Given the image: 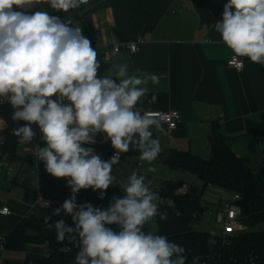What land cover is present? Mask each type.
I'll return each mask as SVG.
<instances>
[{
	"label": "clouds",
	"instance_id": "clouds-1",
	"mask_svg": "<svg viewBox=\"0 0 264 264\" xmlns=\"http://www.w3.org/2000/svg\"><path fill=\"white\" fill-rule=\"evenodd\" d=\"M44 2L67 13L88 0ZM40 3L0 0V103L15 110L13 121L26 122L12 129L20 143L32 145L37 136L32 125L38 127L44 146L36 144L32 156L38 164L43 162L48 174L66 179L71 189L61 207L45 217L46 224L55 228L58 242L68 238L76 243L74 264H186L182 245L145 231L155 218H168L167 210L160 211L164 198L149 187L146 175L133 170L117 186L112 174L121 154L132 147L149 165L162 151L160 141L153 138V129L161 128L159 120L138 107L149 91V80L159 83L158 75H129L127 64L113 65L107 74L98 75V53L82 28L38 10ZM214 27L233 53L230 64L242 69L240 58L246 57L264 66V0H227ZM156 101L153 95L149 102ZM101 133L114 149L108 160L92 147ZM148 171L155 172V166ZM112 186L125 195L114 197L107 209L77 203L82 189L99 191L103 199ZM167 203L176 216L182 215L174 201ZM61 213L71 217L74 227L64 219L50 223Z\"/></svg>",
	"mask_w": 264,
	"mask_h": 264
},
{
	"label": "crops",
	"instance_id": "crops-1",
	"mask_svg": "<svg viewBox=\"0 0 264 264\" xmlns=\"http://www.w3.org/2000/svg\"><path fill=\"white\" fill-rule=\"evenodd\" d=\"M226 2L227 0H92L83 8L67 13L54 11L44 0L37 5L38 10L59 15L65 23L82 28L83 35L91 41L98 53L101 62L98 75L107 74V70L119 64L128 65L129 75H158L159 83L154 85L149 80V91L138 104L143 112L175 109L181 113V122L172 132L162 123L159 130L153 129V138L160 141L162 148L153 165L141 161L140 153L135 147L120 156L112 173L117 186L125 183L133 170L146 175V183L152 181L154 173L162 176L161 189L167 181H182V184L190 186L185 179L191 176L185 171L168 166L164 159L173 150L189 151L209 158L210 136L216 128L230 141L239 142L240 147L245 148L247 142L252 143L254 140L264 150V66L251 63L246 57H242V69L228 64L233 53L221 42L220 34L214 27L222 16ZM138 37H143L145 42L137 52L124 50L110 60L102 58L105 46L127 43ZM153 95L157 97V101L150 103ZM221 114L223 122L218 123ZM239 146L238 154L247 158ZM95 152L103 160L106 157L104 150ZM151 166H155V172L148 171ZM23 168L27 171V177L25 181H18L15 175L13 184H18L14 186L16 188L22 187L20 182L31 183L33 178L29 160L24 162ZM40 185L39 193L59 201L60 204L40 207L38 214L35 207L39 193L35 197V193L29 189L31 197L23 206H16L11 200L0 205V208L9 206L12 210L11 214H0V218H10L6 223L0 222L1 234H9L32 212L45 219L71 195L66 179H57L48 174L44 164L41 165L38 176V187ZM117 186L107 189L103 199L100 198L99 191L82 189L77 195V203L87 202L107 209ZM51 187L61 189L63 195L53 194ZM60 219L67 221L69 216L61 213L51 218ZM113 229L118 230L117 226ZM26 248L29 251L26 257L18 258L17 253L24 252ZM26 248L23 251L6 250L5 263H21L26 258L43 257L47 252L43 245L38 244H29Z\"/></svg>",
	"mask_w": 264,
	"mask_h": 264
},
{
	"label": "trees",
	"instance_id": "trees-1",
	"mask_svg": "<svg viewBox=\"0 0 264 264\" xmlns=\"http://www.w3.org/2000/svg\"><path fill=\"white\" fill-rule=\"evenodd\" d=\"M210 141L209 158L173 150L164 159L168 166L196 175L203 182V188L189 186L187 193L177 194L175 190L182 181H167L161 189L165 203L160 211L167 210L168 218L164 221L156 218L155 234L166 235L170 241L182 245L186 250V264H264V169L252 167L247 158L238 154L235 142L219 133L217 128ZM9 147L12 158L17 159L14 144ZM104 151L110 158L114 149L109 143ZM207 187H214L217 193L228 190L241 196L240 219L245 229L226 241L218 234L212 236L213 232L192 226L193 220H200L205 212L207 203L203 196ZM169 200L174 201V208L182 213L181 216H176L168 207ZM57 221L50 220V223L54 226ZM65 222L74 227L70 216ZM145 231H149L146 226ZM210 239L215 240L214 245L208 244ZM29 244L43 245L46 254L14 264H74L78 251L76 243L68 238L58 242L55 228L49 227L35 212L25 216L6 235V250L23 251Z\"/></svg>",
	"mask_w": 264,
	"mask_h": 264
},
{
	"label": "built area",
	"instance_id": "built-area-1",
	"mask_svg": "<svg viewBox=\"0 0 264 264\" xmlns=\"http://www.w3.org/2000/svg\"><path fill=\"white\" fill-rule=\"evenodd\" d=\"M91 1L92 0H88V2L82 6H86L90 4ZM144 42L145 40L143 37H138L135 40L127 43H116L112 45H107L103 49L102 58L104 60H110L114 57L119 56L124 50H127L130 53H135L139 50L141 44H143ZM231 59L232 57L228 60V64L232 67L237 68L235 65L229 63ZM0 109L4 110L6 114L5 116L4 114L0 113V175L4 174L6 177H8L15 173L18 181H25L27 177V171L23 168V165L24 162H26V160H29V169L33 174L31 185L33 188H37L38 176L43 162H39L38 164L35 158L32 156V151L35 150L36 144H39L41 147L44 146L43 141H41L39 136V129L36 125H32L33 130L37 132L36 139L34 140L32 145L20 143L19 138L13 134L12 129L18 128L24 125L26 122L12 120V115L15 110L12 108V106L9 103L7 102L0 103ZM145 112H147L151 117L159 120L160 123L165 124L170 132L175 130L179 125V123L181 122V113L179 110H175V109L147 110ZM221 122H223L222 114L218 118V123ZM104 136L105 134L101 133L96 137V143L92 145L94 150L103 151L104 148H106L109 145L110 142H107L104 139ZM11 144H14L15 146L16 155L18 156L17 159L12 158V151L11 148L9 147ZM263 156H264V150H263ZM108 159L109 158L104 157V160H108ZM17 163H20L19 166H16ZM257 169H264V160L257 167ZM188 190H189V186H187L186 184H182L180 187H178L175 190V192L177 194H185L188 192ZM123 196H124L123 190L117 187L114 197H123ZM240 199H241L240 194L228 190H222L218 192L214 196V201L212 202H209L204 199V201L207 203V206H205V211L206 209H211L212 211H214V216L216 218L217 223L220 226V231L218 235H220L224 241L228 240L233 235L245 229V225L242 223L240 219L241 217ZM110 202L111 201L108 202L107 207H109ZM36 203L37 205H40L43 208L56 206L60 204L59 201L47 198L42 193H39ZM11 213L12 210L10 209L9 206H3L0 208V214L8 215ZM5 252H6V235L0 233V264H6L4 261Z\"/></svg>",
	"mask_w": 264,
	"mask_h": 264
},
{
	"label": "rangeland",
	"instance_id": "rangeland-1",
	"mask_svg": "<svg viewBox=\"0 0 264 264\" xmlns=\"http://www.w3.org/2000/svg\"><path fill=\"white\" fill-rule=\"evenodd\" d=\"M0 113L1 114H5L4 110L0 109ZM8 118V117H7ZM252 143H248L247 142V146H245V148H243V146H239L240 143H238V146L244 150V153H246L247 155V160L249 161L250 165L252 167H258L261 162L264 160V156H263V151L260 145L256 144L255 141H251ZM235 143V145L237 144ZM234 144V143H233ZM238 146L236 147L237 150H239ZM185 173L191 177H189L188 179H185V181L190 184V186H195L198 189H202L203 188V182L194 174L190 173V172H186ZM15 173L8 176L6 178V176L4 174L0 175V205H3L4 203H6V201L11 200L10 202H13L16 206H23L31 197L30 194H28V190L31 189L32 192L35 193V197H37L39 190H41V185L34 190L32 188L31 183L27 182H20L19 184L22 185V187H14V186H18L17 183L13 184V180L15 177ZM152 181L148 182L149 187L153 190L158 192L159 194H161L160 189H161V184H162V176L157 175L156 173L152 174ZM29 176V174H28ZM124 176V174H123ZM124 180V179H123ZM53 190V194L56 195H63L62 190L58 189V188H53L51 187ZM217 194V191L214 187H207L204 191V199L212 202L214 201V196ZM47 196V195H45ZM10 197V199H8ZM40 205H36L35 207V212L36 213H40ZM0 222H7L10 218L9 217H5V218H0ZM146 228L153 232L154 234L157 232V224H156V218L153 221H150L149 223H147ZM192 226L200 231H210L213 232L215 234H218L220 231V226L216 221V218L214 216V211H212L211 209H206V211L203 214V217L200 220H193L192 222ZM261 227V226H260ZM29 253L28 249L26 248V250L24 252H18V258H23L26 257V255Z\"/></svg>",
	"mask_w": 264,
	"mask_h": 264
},
{
	"label": "water",
	"instance_id": "water-1",
	"mask_svg": "<svg viewBox=\"0 0 264 264\" xmlns=\"http://www.w3.org/2000/svg\"><path fill=\"white\" fill-rule=\"evenodd\" d=\"M83 7H84V6L80 7L79 9H81V8H83ZM79 9H78V10H79Z\"/></svg>",
	"mask_w": 264,
	"mask_h": 264
}]
</instances>
